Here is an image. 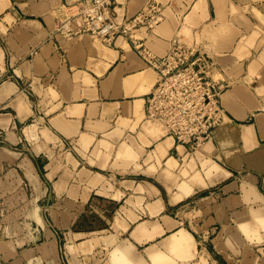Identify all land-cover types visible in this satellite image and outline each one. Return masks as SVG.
I'll return each instance as SVG.
<instances>
[{"label": "crops", "instance_id": "crops-1", "mask_svg": "<svg viewBox=\"0 0 264 264\" xmlns=\"http://www.w3.org/2000/svg\"><path fill=\"white\" fill-rule=\"evenodd\" d=\"M65 1L0 0V264H264V0H158L136 33L217 59L227 118L201 148L148 117L131 38L57 32Z\"/></svg>", "mask_w": 264, "mask_h": 264}, {"label": "built area", "instance_id": "built-area-1", "mask_svg": "<svg viewBox=\"0 0 264 264\" xmlns=\"http://www.w3.org/2000/svg\"><path fill=\"white\" fill-rule=\"evenodd\" d=\"M115 0H67L59 8L57 32L65 36L89 34L107 44L117 37L131 38L139 55L157 72L147 96L149 118L164 124L181 144L201 148L225 122L222 95L227 84L217 59L206 49L176 36L164 55L155 53L143 38L142 28L153 29L162 19L163 5L149 0L133 16L118 20Z\"/></svg>", "mask_w": 264, "mask_h": 264}]
</instances>
